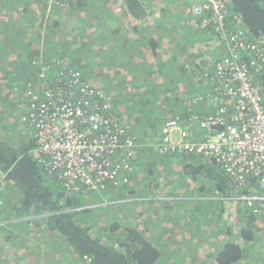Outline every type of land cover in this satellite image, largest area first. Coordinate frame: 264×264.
Returning a JSON list of instances; mask_svg holds the SVG:
<instances>
[{"label":"trees","instance_id":"16d2710c","mask_svg":"<svg viewBox=\"0 0 264 264\" xmlns=\"http://www.w3.org/2000/svg\"><path fill=\"white\" fill-rule=\"evenodd\" d=\"M224 1L227 3L224 27L228 31L241 28L245 32L246 41L264 45V0ZM66 2L67 0H0V12L16 13L15 20L9 18L0 27V32H4V35L0 34V68L10 66L4 89L0 87V96L6 86L12 90L9 84L13 83L12 87H18V90L21 86L24 99L21 97L17 102L22 104V113L31 104L25 91L40 87L43 82L39 78L41 73H45L46 80L51 85L63 86L70 72L78 73L81 79L96 88L99 87L95 84L102 85L101 89L111 103L109 114L123 123L126 118L133 120L134 124L127 128V132L133 137H140L135 134L137 129L150 127L155 133L157 125L161 127L167 119L177 118L187 124L192 116L206 115L214 110L215 88L219 86V80L214 75V65L219 61L214 58V52L217 51L215 43L225 46V42L213 26L202 27L201 17L193 14L196 18L192 21L188 19L189 12L192 14L196 6L195 0H120L118 7L104 6L98 9L104 24L102 21L101 25L94 27L100 28L97 36L106 39L100 40L102 46L99 47V52L105 57V61L102 58L104 62L101 66L89 63L91 52L85 45L71 50L64 43H56L48 51L52 31L59 26L57 20L50 15L45 20L47 25L43 27V51L33 50L23 41L27 27H34V23L25 22L30 16L34 17L32 11L41 8L40 16L43 18L47 9L50 11ZM174 6L177 7L175 12L179 10V15L172 20ZM105 12H109L107 16ZM17 18L21 20L18 22ZM172 24L182 25L177 28ZM188 27L191 28L187 30ZM38 29H41V25ZM126 37L131 40L138 54H142L140 62L143 65L135 63V66L129 67L133 72L138 68L142 73L141 78H146V85H142L137 91L130 89L132 79L128 80L122 61L115 56L120 55L123 49L129 54L125 50L129 47ZM28 38L38 42L39 34L31 33ZM110 47L113 48L109 50ZM70 54L76 56L68 66L54 60V55ZM168 55H171L170 61L163 64L154 62L159 59L162 62L165 58L168 59ZM244 55L243 58L246 59L247 53ZM135 59V56L129 55L126 63L134 62ZM259 63L261 69L256 81L264 100V60ZM40 66L47 67V70ZM12 72L17 79L11 77ZM57 74L63 76V83L58 82ZM176 88L180 96L176 93ZM5 99L3 97L4 101H0L3 106H14ZM3 112L0 109V171L5 174L3 185L7 188V193L0 196L6 204L5 214L3 209L0 212V221H6L4 225L0 224V233H4L2 236L5 239L14 231L19 236L33 237L39 250L44 245L43 251L38 252V256L46 253L44 264H157L161 254L150 240L157 230L168 239V243L163 240V244L160 243L161 247H166L167 252L172 250V246L180 251L184 244L192 249L191 253L184 254L185 257L179 259L178 264H264V215L253 213L252 209L238 201L233 212L227 213L229 217L222 218L217 213L223 210L222 203L227 204L228 210H232L230 203L222 200L231 199L234 195L250 196L253 191H257L255 183H252L249 191L238 190L213 161L186 153L160 154L146 143L138 148V153L131 159L132 173L130 171L128 174L130 181L138 174L155 177L152 181L149 179L150 184L145 182L146 188L139 189L135 186L137 183L132 187L128 182L118 188L94 194L71 193L63 189L55 174L49 175L45 167L33 158L35 139L32 125L23 122L21 114L18 122L14 123L19 130L8 134L6 127L9 123H5L1 115ZM22 127L27 128L25 137L22 136ZM151 162L155 167L149 169L148 164ZM176 162L181 166L177 174L181 179L188 178L197 185L194 191L198 197L208 196V191L220 196V199L213 201H208V198L195 200L197 204H211L206 210L187 206L192 208L189 220L193 224L182 221L186 214L183 211L180 213L182 219L172 222L169 221L168 214L165 216L160 213L153 220H148L146 216L142 217L145 214L135 209L132 214L140 213L142 218V223L135 225L134 222H129V217H125L129 214L127 212L123 213L124 221H121L116 214L111 219L113 215L108 212L111 208L104 209L105 211L100 212L103 214L100 221L99 213L88 208V202L95 198H119L128 193L140 198L150 191V195H155L154 190L158 184L156 168L160 165L174 172L172 167ZM136 188L139 194H136ZM11 201L15 202L14 207ZM164 208L171 210L172 218L178 214H175L173 207L165 205ZM22 216L35 218L16 221ZM95 218L98 219L95 221ZM170 238L174 241L172 244L169 243ZM19 253L20 251L7 252L6 248L1 250L0 264H25L24 255L22 259Z\"/></svg>","mask_w":264,"mask_h":264},{"label":"built area","instance_id":"2783aa9c","mask_svg":"<svg viewBox=\"0 0 264 264\" xmlns=\"http://www.w3.org/2000/svg\"><path fill=\"white\" fill-rule=\"evenodd\" d=\"M226 6L224 0H200L193 8L202 27L213 26L225 42L226 53L214 65L219 86L213 113L192 116L185 125L177 118L167 119L154 149L211 160L242 185L249 177L256 178L261 196L241 195L240 200L251 207L255 203L253 212L258 208L264 213V100L256 81L264 45L246 41L241 28L224 27ZM39 77L40 87L25 91L31 104L21 119L33 128V158L71 193H99L127 183L138 148L127 127L109 114L105 92L76 72H70L64 83L63 76L56 75L63 86ZM193 125L201 131L197 140L190 138ZM4 179L0 171V183ZM2 206L0 197V212Z\"/></svg>","mask_w":264,"mask_h":264},{"label":"rangeland","instance_id":"374dc122","mask_svg":"<svg viewBox=\"0 0 264 264\" xmlns=\"http://www.w3.org/2000/svg\"><path fill=\"white\" fill-rule=\"evenodd\" d=\"M115 1H119V0H114ZM183 1V0H182ZM196 4V6L200 3V0H195L194 2ZM194 4V5H195ZM119 3H114L113 8L118 7ZM193 5V6H194ZM112 8V9H113ZM177 7H172V13L173 16H171V19L173 20L174 18H176L179 13L178 11L175 12ZM191 11V9H190ZM106 13V12H105ZM104 13V14H105ZM178 13V14H177ZM190 14V12H189ZM188 17H190L192 20L194 18H196L192 12V14L189 15ZM13 15V17H12ZM10 17L11 20H15L16 17V13L12 12V11H3L0 12V27L2 25H4V22L7 21V19H9ZM102 19V18H100ZM4 20V21H3ZM102 21H98L96 25H101ZM104 24V21H103ZM173 26H176L177 28H179L182 24H172ZM189 30V29H187ZM2 32H0L1 34ZM225 48V46H224ZM225 49H224V53L223 55L218 58L221 59L224 55H225ZM214 54H216V52H214ZM219 55V54H217ZM10 66H4L2 68H0V87L5 86V78H6V74H7V70ZM41 69L43 70H47V67H43L40 66ZM13 72L11 73V77L13 76ZM41 76L46 77L45 73H41ZM12 78L17 79V77L13 76ZM40 79H42L41 77H39ZM13 81V80H12ZM95 84V83H94ZM8 85V84H7ZM96 86H98L99 88H102L101 84H95ZM9 86L12 88V90L10 88H8L7 86L5 87V91L2 92L1 96H0V101H4L2 100L3 97H6L5 101L7 102H11L14 106L11 107V104H5V106H3V104H1L0 102V109H2L4 112L1 114L2 117L4 118L5 123H9L8 126L6 127V129L8 130L7 133L8 134H12L15 131H18L19 129H16L14 126V123H16V121L18 122L20 115L22 114V109H21V102H17L18 100H21V97L23 98L24 96V91L23 88L20 86L19 87V91L18 87L17 88H13V83L9 84ZM24 99V98H23ZM22 99V101H23ZM21 106V107H20ZM1 121V119H0ZM121 122V121H120ZM160 121H157V123ZM123 123V122H121ZM185 123V122H184ZM127 128H129V125L124 122L123 123ZM160 125H157V128L155 129L156 132L153 133V130L150 129V127L145 128V129H137L135 130V134L137 133L140 137H136L135 138V142L137 145V148L142 147L144 144L148 143L149 146H151L152 148H154V145L158 142L159 139V132H160ZM22 130L24 133H22V136L25 137L26 136V132H27V128L24 129V127H22ZM28 133V132H27ZM19 138V137H18ZM154 152L156 151L155 149L153 150ZM164 156V155H163ZM154 163L151 162L148 164L149 169H152L153 167H155L153 165ZM173 171L169 169H165L162 166H158L156 168V177L158 179V184L156 187V190H154V194L155 195H150V193H152L150 191L149 194L143 195L142 197L138 198V195H132L131 193L128 194H124L122 195V197L119 198H111V197H104L102 198V200H97L96 198L93 199L92 202H88V208H92L96 213H99L100 217L99 220L101 221V216L103 214H101L100 212L105 211L104 209H109L111 208V210H109L108 212L111 213L113 215V218H115L116 216L114 214H116L121 221H124V214L125 217H129V222H134V224L136 225V223H142V218H141V214H145L142 217L148 218V220H153L156 216H158V214L162 213L161 215H165L168 214L169 215V221L174 222V220H179L182 219L181 218V212L183 211L186 212L185 214V218L182 220L184 223L185 222H189L191 224L192 221L189 220L192 212V208L194 206H197L200 210H206L208 205L211 204H207L206 203H201V204H197L198 202H195V200L197 199H201V198H208V201H213L215 199H220V196L216 195L217 193L215 192H210L208 191V196L205 197H198V195L195 193L194 189L195 187H197V185L193 182H191L188 178H184L181 179L180 176L177 174V171L180 169L177 163H174L173 167H172ZM132 173V170H131ZM139 175V174H138ZM136 176L132 181H128L130 183H128L129 186H134V183H137V186L139 189L146 188V184H150L149 183V179L150 181L154 180L155 177L151 176H147L144 177V175H139ZM131 179V178H130ZM125 183V184H127ZM252 183L255 182H250L249 187L253 186ZM255 187L257 191H253L254 193L258 192V187L257 184L255 183ZM138 188H136V194H139L138 192ZM206 190V189H205ZM7 193V188L5 189L3 182L0 183V196L2 197V195ZM94 194V193H93ZM205 194V193H204ZM85 197V196H84ZM234 201V202H232ZM241 202L240 197L239 196H233L231 199L228 200H222V202L224 203H230V208H232V210H228V206L227 204H223L222 203V211H217V213L219 215H222V218H225L227 216V213H231L233 212V208L235 207V203ZM138 203H140L138 205ZM11 205L14 207L15 206V202L11 201ZM121 205L123 207H121ZM165 205H168L170 207H173V211H175V214L178 213L176 216L174 215V218H172L170 216V211H167L164 207ZM187 206H191V207H187ZM122 208V209H121ZM249 208V207H248ZM3 214H5L6 212V204L5 202H3ZM137 209L139 210V212L141 213H134L132 214V212ZM252 211L254 210L253 208ZM169 210V209H168ZM256 210L258 211L257 214H262L264 215L263 212H261L260 210H258V208H256ZM117 213H116V212ZM159 213H156L158 212ZM156 213V214H155ZM255 213V212H253ZM150 216V217H149ZM209 216L211 217V213L209 214ZM230 215H228L227 217H229ZM23 218H15L16 221L21 222V220H31L32 218H35L34 216H22ZM27 218V219H25ZM202 219V217H200ZM209 218V217H208ZM98 218H95V221ZM214 221V220H213ZM6 221H4V219H2L0 221V224L4 225ZM199 231V230H197ZM32 233H34L33 231H31ZM195 232H193V234H195ZM4 233H0V251L4 250L5 248L7 249V252H14V251H20V258L23 259V255H24V261L25 264H44L45 260H46V253H43L41 255H43L42 258L38 259V252H42L44 249V245H42V249L39 250L37 248V241L31 237V236H19L17 234L16 231H14L13 233L10 234V236L5 239V236H2ZM186 237V236H185ZM152 244H154L155 247H157L159 249V252L161 254V257L159 259V262L157 264H178L179 259L185 257L184 254L186 253H191L192 249L188 246L184 244L183 251H185L186 253H180V251L177 250V248L175 246H172V250L170 251H166V247L160 245L163 244V241H166V243H168V239L165 236H162L160 234V231L157 230L156 234H154L151 238H150ZM163 240V241H161ZM172 238L169 239V243L172 244ZM25 242H27V244H25ZM174 242V241H173ZM184 243H187L186 241H184ZM206 251V250H205ZM204 251V252H205ZM200 252V250H199ZM197 253V252H196ZM61 264H68L66 262H62ZM70 264V263H69ZM71 264H75V262H71Z\"/></svg>","mask_w":264,"mask_h":264},{"label":"crops","instance_id":"0c3cea01","mask_svg":"<svg viewBox=\"0 0 264 264\" xmlns=\"http://www.w3.org/2000/svg\"><path fill=\"white\" fill-rule=\"evenodd\" d=\"M108 1H110V2H108ZM114 3H120V0L115 1V2H114V0H67L65 5L54 7L50 11H48V9H47L43 18L40 16V14L42 13L41 8H36L35 12L32 11L34 17L32 18L30 16L28 19H26L27 21L25 20L26 24H28L30 22L32 24L34 23V27L33 28L27 27L23 41L25 43H28L33 50H38L40 52L43 51L44 50V30H43V27L45 25H47L45 20L50 15V16H52V19L57 20V22L59 23V26H58V28H56L55 30L52 31L53 34H51V37L49 39V42L51 45H47L48 51H49V49H53L52 46L56 43H64L65 45L69 46L71 50H76L81 45H85L86 49L91 52V55L88 58L89 63H91L93 65H100L101 66L103 64V62L105 61V57H104V55H101L99 52L100 51L99 47L102 46L100 40H106V39L105 38L103 39L102 37L97 36V32L100 28H96V27H94V25L96 26L97 21H103V19H100L101 17H100V14L98 13L99 10L104 6L108 8L109 6L113 5ZM111 11H112L111 13H113V10H111ZM108 13L109 12H106L105 15L107 16ZM12 17H13V15H12ZM12 17H10V19ZM104 18H106V17H104ZM168 18H170V17H168ZM188 19H190V21H192V19L190 17H188ZM7 20H9V19H7ZM20 20H21V18H17L18 22ZM39 25H41V29H38ZM190 28L191 27H188L187 29H190ZM3 33L4 32H2L1 35H4ZM31 33H38L39 34V41L38 42H34L32 40V38H28V35ZM126 39H127V41H129V47H128V49H125V50H127L129 52V54H126V52L123 49V51L121 52L120 55H118V56L115 55V56L118 57L122 61L123 66L125 68L124 74L126 75V77H128V80H129V78L132 79L131 83L128 82V83H130V89L137 91V89H141L140 87L142 85H146V83H145L146 78H141L142 73L140 72V70L138 68L135 72H133L129 69V67L135 66V65H133L135 63H137L139 65H143V62L142 63L140 62L142 54H138L137 49L133 46V44L129 38L126 37ZM215 45H216L217 51H216V54H214V58H220L224 53V46L220 45L219 43H215ZM112 48L113 47H110L109 50H111ZM55 53H57V52H55ZM217 54H219V55H217ZM129 55L135 56L136 59L134 62L128 61L126 63ZM47 56L49 57V54H47ZM54 56H55L54 60L56 63L59 61L63 65L68 66L71 64L70 60L75 58L76 55L70 54V55H65V56H56V55H54ZM170 56L171 55H168V59H166V58L164 60L162 59L163 60L162 62H160V59L157 62L156 61H154V62L163 64L165 61H170ZM102 58L104 59L103 62H102ZM82 64H84V62ZM122 70H123V68H122ZM184 79H186V78H184ZM177 91H178V89L176 88V93H177ZM127 92H129V90ZM123 94L125 95L126 93L124 92ZM178 95L180 96V94H178ZM165 109L168 110L169 108H165ZM168 113H171V112L169 111ZM124 120L129 126L134 124L133 120H129L128 118H126ZM184 125H185V123H184ZM189 130L191 131L190 132L191 133V137H190L191 139L197 140L198 138H200L201 131L197 126H195V125L190 126ZM179 167H181V166L179 165ZM166 210L171 211L168 209H166ZM188 238L192 239L190 236H188ZM190 243H192V242L190 241ZM180 253H186V252L182 250Z\"/></svg>","mask_w":264,"mask_h":264},{"label":"bare ground","instance_id":"6f19581e","mask_svg":"<svg viewBox=\"0 0 264 264\" xmlns=\"http://www.w3.org/2000/svg\"><path fill=\"white\" fill-rule=\"evenodd\" d=\"M224 173V172H223ZM225 174V173H224ZM226 175V174H225ZM228 176V175H227ZM229 177V176H228ZM230 178V181L233 183V185H234V187L235 188H237L238 190L239 189H244V190H248L249 189V184H250V182H255L256 184H257V179L256 178H254V177H249L248 179H247V181L245 182V184L244 185H242V184H239L238 183V181H236L234 178H232V177H229ZM249 191V190H248ZM91 195V194H90ZM87 196V195H86ZM251 196H253V197H260L261 196V193L259 192V189H258V192L257 193H254V192H252L251 193ZM242 201V200H241ZM242 203H244L247 207H249V208H253L254 209V205H255V203L253 204V207H251V206H249L246 202H244V201H242Z\"/></svg>","mask_w":264,"mask_h":264}]
</instances>
